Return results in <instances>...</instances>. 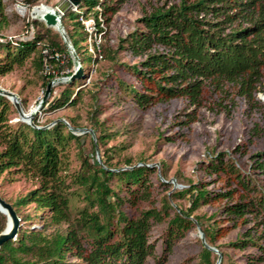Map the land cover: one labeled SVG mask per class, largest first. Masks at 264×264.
<instances>
[{
  "label": "trees",
  "instance_id": "obj_1",
  "mask_svg": "<svg viewBox=\"0 0 264 264\" xmlns=\"http://www.w3.org/2000/svg\"><path fill=\"white\" fill-rule=\"evenodd\" d=\"M27 1L33 3L35 0ZM126 1L84 0L80 6L85 4L88 9L84 16L94 15L98 26L99 15L110 25ZM99 6L101 11L96 10ZM4 10L0 0V15ZM64 17L67 21H76L74 25L79 27L71 34L65 24L67 21H63L77 51V45L86 41L85 27L78 22L80 15L69 11ZM141 21L143 28L119 45L121 52L142 58L139 64L122 66L135 77L136 83L116 77L117 85L107 84L113 96L120 92L123 101L130 99L142 110L176 99H186L192 106L203 107L210 86L215 91L225 92V86L231 84L249 103L256 100L255 94L264 77V0H181L170 7L155 8ZM40 25L46 28L45 24ZM49 43L47 47L65 51V46L62 48L53 40ZM33 45L24 44L14 51L10 45L0 44L3 53L0 76L12 72L16 65H24L33 54ZM102 53L103 58L110 60H115L118 55L107 47H103ZM37 67L39 70L43 67L42 57ZM82 98V91L68 88L51 109L76 107ZM9 114L10 103L0 96V146L3 148L0 178L6 173H17L40 182L39 188L12 206L21 222L29 223L33 216H22L21 210L34 204L38 217L44 221V230L30 232L21 226L17 240L5 243L0 249V264H147L150 258L157 264L160 258L156 256L155 245L150 242V234L153 224L163 220L169 221L172 236L185 233L196 221L207 244L219 250L217 234L220 227L206 226L194 213L200 207L225 202L223 210L235 221V227L256 221L264 228V192L254 196L252 175L243 176L236 162L232 158L226 160L225 154L216 156L206 169L209 175L225 183L220 192H211L204 184H191L182 192L166 197L160 210L153 207L139 216H132L125 211L126 205L137 207L143 202L155 205V187L150 177L157 171L144 165L137 166L132 159L127 160V168L116 167L111 163V151L101 155L102 162L95 160L97 148L113 138L104 131L103 124L92 126L97 143L91 133L84 134L92 139V155H86L81 149L80 168L67 174L69 148L72 142L82 145L84 136L75 134L61 121L52 128H41L36 122L34 124L39 128L24 123L14 128L9 124ZM195 120L191 114L188 124ZM70 125L77 129L74 121H70ZM167 139L174 141L171 137ZM254 157V167L264 173V151ZM161 175L168 179L165 170ZM114 180L118 183L112 186ZM161 180L160 184L166 186ZM195 193L190 209L176 211L171 218L170 210L174 209L171 199ZM75 195L85 203L76 215L71 210V199ZM7 223V216L0 213V234ZM229 247L234 250L257 248L261 256H249L245 261L246 264H260L264 262V230L258 239L246 234L231 242ZM168 248L167 245L166 251ZM220 253L223 258L227 256L225 252ZM69 257L77 258L79 262L72 263ZM202 258L207 264H215L213 261L219 255L204 246Z\"/></svg>",
  "mask_w": 264,
  "mask_h": 264
},
{
  "label": "rangeland",
  "instance_id": "obj_2",
  "mask_svg": "<svg viewBox=\"0 0 264 264\" xmlns=\"http://www.w3.org/2000/svg\"><path fill=\"white\" fill-rule=\"evenodd\" d=\"M21 1L26 10L19 9L15 0H2L5 10L0 15V44L10 45L14 51L24 44H34V51L24 65H16L12 72L0 76V89L15 94L25 113L34 110L35 113H31L32 124L35 125L36 122L41 128H52L60 120L68 128L72 127L70 121H74L77 129L87 130H92L93 125L98 127L103 124L104 131L112 134L113 138L97 148L95 160L102 162L101 155L105 151H111V163L116 167L127 168L128 159H132L137 166L157 165V172L150 177L155 187V205L150 202H143L137 207L126 205L124 210L128 214L139 216L142 211L153 207L160 210L166 197L182 192L191 184H204L207 190L220 192L225 183L219 182L216 176L206 172L209 164L219 154H225L226 160L232 158L243 176L252 175L255 180L251 185L254 196L264 192V173L254 167V156L264 151V77L255 94L256 100L251 103L245 97L239 96L231 84L225 86L227 93L215 91L210 86L203 107L192 106L186 99H176L147 110H142L130 99L123 101L118 89H115L117 96H113L109 90L107 84L117 85L116 77L131 84L136 83L135 77L122 66H133L142 61V58H136L127 51L121 52L120 42L143 28L141 20L146 14L158 7L179 4L181 0H127L112 18L110 25H107L104 16L99 15L100 26L94 15L90 14L88 18L84 16L88 9L85 4L72 7L68 0H33V3ZM56 10L63 12L61 23L66 35L63 21L68 19L64 16L69 11L80 15L78 22L85 27L86 35L83 36L86 41L77 45L78 53L70 43L65 42L60 25L47 26L44 17ZM96 10L101 11V6ZM75 22L65 23L71 34L79 29L74 25ZM40 24H45L46 28ZM51 40L63 46L62 48L65 46V51L59 52L56 48L47 47ZM98 46L101 50L107 47L118 52L116 59L104 57L102 60H95L93 49ZM1 56L3 53L0 50ZM41 57L43 67L39 70L37 65ZM80 72L81 76L78 77ZM46 79L51 82L48 83ZM51 83L53 85L47 99L49 104L46 105L47 101L43 102V99ZM68 88L75 92L82 91V100L76 107L66 106L52 110L51 105L62 98ZM7 100L10 103L9 124L14 128H18L21 123L27 124L21 121L12 101L8 98ZM191 114L196 120L188 124ZM81 136H84L82 145L72 142L69 148L66 158L67 174L80 168L81 149L85 150L86 155H92L91 137H85L84 134ZM170 137L174 141H168L167 138ZM95 142L97 143V138ZM2 151L0 146V153ZM141 161L146 163H140ZM162 170L166 171L168 179L162 177ZM159 180L166 186H162ZM117 183L114 180L112 186ZM39 187L40 182L37 179L6 173L0 178V197L13 205ZM195 196L196 193L172 198L174 209L170 210L171 218L176 211L187 212ZM226 204L227 202L200 207L194 216L201 217L206 226L220 227L217 234L218 251L227 253V256L216 259L213 261L215 264H246L245 258L261 256L259 250L254 247L234 250L229 244L246 234L258 239L264 228L256 221L235 227V221L230 220L223 210ZM84 207L81 197H72L71 210L74 215ZM21 214L33 216L29 223L20 222L26 231L44 230V221L38 217L34 204L22 208ZM168 223V220L157 221L151 230L150 242L155 245L156 256L160 258L157 264H207L202 258L204 244L200 237V226L193 223L185 233L179 232L172 236ZM52 231L53 229L49 232ZM183 234L185 235L182 236ZM68 259L72 263L79 262L77 258ZM147 264H156V260L150 258Z\"/></svg>",
  "mask_w": 264,
  "mask_h": 264
},
{
  "label": "water",
  "instance_id": "obj_3",
  "mask_svg": "<svg viewBox=\"0 0 264 264\" xmlns=\"http://www.w3.org/2000/svg\"><path fill=\"white\" fill-rule=\"evenodd\" d=\"M83 1L84 0H68V3L70 6L76 7V6H80V4ZM62 13L63 12L61 10L56 12V13H48L44 17V20L46 21L47 26H50V27L57 26L59 23V20L62 18ZM61 29L63 31L62 36H63L65 42L67 44L70 43L71 46L73 47L72 43L70 42L69 38L67 37L66 33L64 32V27L62 24H61ZM80 76H81V72L78 74V77H80ZM52 85H53L52 83L49 85L48 90L44 96L43 102L47 101V99L51 93ZM0 96L7 97L9 100L12 101V103L14 104L15 108L17 109V111L20 115V119L22 122H26L27 124L29 123L32 127H36L35 125L32 124L33 116H30L29 120H25V117H27V115L25 114L23 108L21 107V102L19 101L18 97L15 94L0 89ZM60 121L64 122L62 120H60ZM36 128H39V127H36ZM70 130H72L77 135H83V134L91 133L93 135L94 140L96 139L95 135L93 133V130L74 129L72 127H70ZM144 166L149 167V168L157 167V165H144ZM175 185L177 186L176 183H175ZM0 213L6 215L8 218L7 227L4 230V232L0 234V249H1L5 243H7L9 241L17 240L18 232H19V229L21 227V224H20L21 220L19 219V217H18L16 211L14 210L13 206L11 204H9L8 202H6L5 200H3L1 197H0ZM195 223H197V222L195 221ZM199 231H200V237H201V240H202L204 246L208 250L217 253L219 255V259H221L222 254L219 253V251L217 249H215V248H213L207 244L205 234L200 227H199Z\"/></svg>",
  "mask_w": 264,
  "mask_h": 264
},
{
  "label": "built area",
  "instance_id": "obj_4",
  "mask_svg": "<svg viewBox=\"0 0 264 264\" xmlns=\"http://www.w3.org/2000/svg\"><path fill=\"white\" fill-rule=\"evenodd\" d=\"M18 2V8L21 9V10H26V8L24 7V3H22L21 0H15ZM93 53L95 55V60L97 59H100L102 60L103 59V54H102V50L101 48L98 46V47H95V49H93ZM56 56L59 58V55L56 54Z\"/></svg>",
  "mask_w": 264,
  "mask_h": 264
},
{
  "label": "bare ground",
  "instance_id": "obj_5",
  "mask_svg": "<svg viewBox=\"0 0 264 264\" xmlns=\"http://www.w3.org/2000/svg\"><path fill=\"white\" fill-rule=\"evenodd\" d=\"M58 11H59V10H56V11H52V12H50V13H56V12H58ZM43 12L45 13V11H43ZM61 24H62V23H61V19H60L58 25L61 26ZM58 25H57V26H58ZM31 113L34 114L35 111L33 110V111L30 112V113H25V114L27 115V117H25V120H29V117L33 115V114H31Z\"/></svg>",
  "mask_w": 264,
  "mask_h": 264
}]
</instances>
